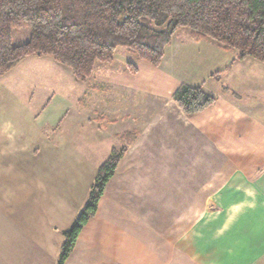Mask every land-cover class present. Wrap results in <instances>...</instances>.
Here are the masks:
<instances>
[{
	"label": "crops",
	"instance_id": "crops-1",
	"mask_svg": "<svg viewBox=\"0 0 264 264\" xmlns=\"http://www.w3.org/2000/svg\"><path fill=\"white\" fill-rule=\"evenodd\" d=\"M188 39L200 58L222 53L214 41ZM218 57L208 85L186 83L217 100L192 117L171 98L176 86L141 91L145 76L130 74L144 101L120 102L117 119L108 110L104 136L139 137L64 264H264V66L235 61L240 84L224 83L225 72L214 76L224 70ZM21 63L0 75V264H57L63 231L118 143L95 145L76 121L65 129L61 108L47 107L55 92L40 90L44 76Z\"/></svg>",
	"mask_w": 264,
	"mask_h": 264
},
{
	"label": "trees",
	"instance_id": "trees-1",
	"mask_svg": "<svg viewBox=\"0 0 264 264\" xmlns=\"http://www.w3.org/2000/svg\"><path fill=\"white\" fill-rule=\"evenodd\" d=\"M21 26L29 28V40L14 45L13 29ZM181 28L195 40L210 39L225 51H235L232 62L252 58L264 64V0H0V75L26 57L48 56L84 82L95 62L112 63L119 48L159 66ZM131 63L128 70L136 73ZM220 73L214 74L219 82ZM171 98L188 117L217 101L202 85L186 83L179 84ZM138 137L137 130L116 136L120 145L112 147L98 166L83 206L62 233L57 264L65 263L96 214L120 160Z\"/></svg>",
	"mask_w": 264,
	"mask_h": 264
},
{
	"label": "rangeland",
	"instance_id": "rangeland-1",
	"mask_svg": "<svg viewBox=\"0 0 264 264\" xmlns=\"http://www.w3.org/2000/svg\"><path fill=\"white\" fill-rule=\"evenodd\" d=\"M29 37L30 30L28 27L21 26L15 28L12 32V43L14 45L24 43L29 40ZM173 37L172 44L175 39L176 43L181 44V46H179L181 48L176 49V53L175 51L173 52L174 48L172 46L166 47L163 57L165 61L162 59L159 66H153L146 61L138 60L134 54L128 52L124 48H119L115 52L112 63L95 62L91 76L84 82L76 81L72 73L66 67L48 56L26 57L23 63L20 62L21 65H19L18 68H23V72L41 74L44 76L41 78L45 79V85L40 84L38 87L40 90L45 89L55 92V95H51V101L48 103L47 107L51 109L54 107L61 108V119L65 129L67 128L66 124L76 121L80 132H92L91 137L95 141V145L99 142L111 143L114 141L119 144L117 138L115 140L114 138H107V135L104 136V133L108 132V130L105 129L108 126V121L114 122V120L108 118L109 115L107 111L112 109L113 113L110 114V117L117 119V108L122 105L120 102L123 103L125 101L129 104L131 98L140 102L144 101L141 97L143 93H138L137 91L135 93L134 91L132 94L131 91L135 90V86L131 89V84L128 85L130 81L134 84V79L130 76L132 73L127 67L130 62L139 69L137 73H139L141 77L145 76L141 82L139 79L137 81L138 88L141 91H155V89H157L162 94H168L171 87H177L181 83L205 81L208 85V82L212 81L210 73H213L215 69L212 63L218 62V56L223 58V66H217L220 69H224L220 74L224 72L227 74L225 76L227 80L224 83L235 82L240 84L241 74L245 70H243L240 63H236L235 61V63L232 62V58L236 53L235 51H224L221 49L222 53H220V51H213L212 55H209V57L212 56L211 60L210 58L203 59L195 55V48L193 46H189L187 28L179 29ZM207 40L213 41L210 39ZM207 52L208 49H204L203 51L196 52V54L202 56L205 55V53L208 54ZM255 62L258 61L255 60ZM49 67H51V69ZM124 70L126 72H124ZM123 76L124 78L126 77L124 83L122 81ZM89 114H94L93 118H90V121L86 118H80V115L90 117L86 116ZM97 117H99V119ZM87 123L91 124L88 126ZM99 127H103L102 130L107 131L99 132V130H97ZM117 135L118 134H115V136ZM118 144L116 146L120 145Z\"/></svg>",
	"mask_w": 264,
	"mask_h": 264
}]
</instances>
